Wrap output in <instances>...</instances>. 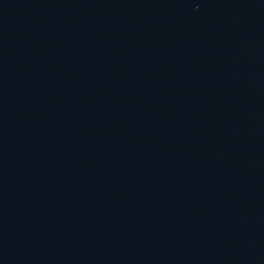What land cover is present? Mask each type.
Listing matches in <instances>:
<instances>
[{
    "label": "water",
    "instance_id": "95a60500",
    "mask_svg": "<svg viewBox=\"0 0 264 264\" xmlns=\"http://www.w3.org/2000/svg\"><path fill=\"white\" fill-rule=\"evenodd\" d=\"M0 264H264V0H0Z\"/></svg>",
    "mask_w": 264,
    "mask_h": 264
}]
</instances>
